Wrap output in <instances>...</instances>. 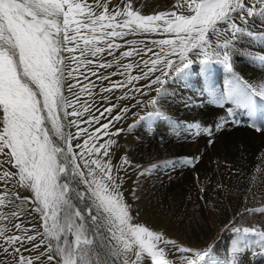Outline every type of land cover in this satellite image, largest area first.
Instances as JSON below:
<instances>
[{
  "label": "snow or ice",
  "instance_id": "obj_1",
  "mask_svg": "<svg viewBox=\"0 0 264 264\" xmlns=\"http://www.w3.org/2000/svg\"><path fill=\"white\" fill-rule=\"evenodd\" d=\"M137 4L138 0H0V222H5L0 227V264H170L166 249L184 254V264H219L213 244L184 246L132 222L130 206L120 192L122 177L113 174L109 150L116 143L112 137L123 131L117 122L141 103L156 106L167 94L170 74L184 78L198 60L209 66L218 60L231 73L229 43L243 31L240 22L264 7V0H174L172 10L147 15ZM138 33L172 38L146 40L143 47L125 39ZM209 33L214 34L211 40ZM122 48L127 50L117 56ZM104 54L114 58L107 60ZM134 56L140 62L120 63ZM134 65L139 71L133 75L128 70ZM114 66L116 71H99ZM114 76L125 78L113 80ZM92 77L108 84L94 91ZM117 90H123L118 97L122 103L117 105L113 98L98 104L95 112L81 99L87 93L105 101L103 93ZM229 91L236 93L234 99L242 101L248 115L264 112V91L256 86L234 79ZM152 115L163 113L156 108ZM48 124L62 144L50 137ZM66 125L76 130L66 133ZM252 127L264 135V122ZM103 137L108 138L101 143ZM121 159L129 165L126 157ZM257 171L264 178V168ZM17 186L33 196L22 197ZM32 213L38 214L42 231L32 224ZM253 213L264 215V206L246 207L244 218ZM235 231L259 236L264 248V231L254 225ZM241 254L238 248L236 255Z\"/></svg>",
  "mask_w": 264,
  "mask_h": 264
},
{
  "label": "rangeland",
  "instance_id": "obj_2",
  "mask_svg": "<svg viewBox=\"0 0 264 264\" xmlns=\"http://www.w3.org/2000/svg\"><path fill=\"white\" fill-rule=\"evenodd\" d=\"M112 2L115 4L116 0ZM252 2L254 0H249V3ZM173 3L174 0H138V4L134 6L138 7L141 14L147 15L172 10ZM263 11L264 7H258L246 21L250 20L252 23L254 17L255 20L261 18ZM242 27L243 31L237 33L229 43L231 73L218 60L210 66L198 60L191 66L190 74L186 77L176 78L170 74L165 85L167 94L160 98L156 106L141 103L123 120L117 122V127L123 131L119 136L112 137L116 143L109 150L113 174L122 177L118 183L124 201L130 206L132 222L143 224L184 246L202 248L213 244L219 264H264L261 238L235 231V228L253 225L264 231V215L253 213L244 218L246 207L264 206V178L257 171L258 168H264V135L254 131L252 127L253 124L259 126L264 122V112L258 110L251 116L248 115L240 106L242 101L234 99L236 93L229 91L234 79H241L255 86L248 79L250 74L246 76L234 68V65L238 67L243 64V57L259 70L260 74L254 73L253 78L262 80L256 87L260 91L264 90V52L248 53L240 45H236L240 40L248 41L247 48L251 41L257 47L264 45V32L254 33L251 27ZM168 38L172 37L169 34L138 33L125 39L135 40L136 47H143V41ZM209 38L213 39L214 34L209 33ZM215 39L219 43L224 42L222 38ZM150 46L154 51L160 50L155 45ZM124 50L127 49H120L116 55ZM212 51L211 48L208 49L210 54ZM237 54L242 58L235 57ZM104 58L112 60L114 57L104 54ZM203 58L201 53L199 59ZM133 61L138 63L140 58H122L120 63ZM99 71L113 72L116 67ZM138 71L134 65L128 73L134 75ZM124 78L112 77L113 80ZM91 80L96 82L94 91H99L102 85L108 84V81H96L95 77ZM121 91L123 90L103 93L102 95L108 98L105 101H101L99 95L93 97L87 93L82 95L81 99L89 103L91 110L95 112L98 104L110 103L113 98H116L117 105L122 103L118 99ZM153 93L149 92V95L154 96ZM141 100L144 98L141 97ZM156 108L163 113L162 116L152 115ZM87 115L86 113L85 118ZM61 122L66 124L63 118ZM103 122L105 121L102 119L101 123ZM47 126L53 141L62 144L51 125ZM75 130L74 126L69 129L67 125L63 129L66 133ZM107 138L103 137L100 142ZM79 139L82 143L83 135ZM76 143L77 140H73V145ZM121 157L127 158L128 166L123 165ZM63 179L61 177V180ZM17 188L22 197L33 196L30 190L19 186ZM33 206L26 205L28 208ZM37 217L38 214L32 213L31 222L40 227L41 222ZM27 223L26 215L25 224ZM4 224L5 222H0V227H4ZM40 230H43L42 227ZM68 240L71 242L73 237L70 235ZM238 248H242V254L239 256L236 255ZM183 255L168 252L166 249V258L170 264H184L180 258Z\"/></svg>",
  "mask_w": 264,
  "mask_h": 264
},
{
  "label": "bare ground",
  "instance_id": "obj_3",
  "mask_svg": "<svg viewBox=\"0 0 264 264\" xmlns=\"http://www.w3.org/2000/svg\"><path fill=\"white\" fill-rule=\"evenodd\" d=\"M254 20H253V22L251 23V21L249 20V21H246V23L245 22H243L242 23V25L243 26H249V27H251V29H252V31L254 32V33H260V32H264V11H263V13H262V17L261 18H256L257 20H255V17L253 18ZM261 21V22H260ZM248 43V41H238V43L236 44V45H240L241 47H242V49L243 50H245L246 52H248V53H252L253 51H255L257 54H258V52H264V45H260V46H258L257 47V45L255 44V43H253L252 41H251V44L249 45V47L247 48V44ZM240 48V47H239ZM241 49V50H242ZM251 55V54H250ZM239 57V58H242V56L240 55V54H237V55H235V57ZM243 64H240L238 67H237V65H234V68H235V70H237V71H239V73L240 72H242L243 74H245L246 76H248V74H250V76L248 77V79L249 80H251L252 81V84H254L255 86H258V83L260 82V81H262V80H260V79H256V78H253V75H254V73H256V74H258L259 73V70L256 68V67H254V66H252V64L249 62V61H247L246 60V58L245 57H243ZM204 67V66H203ZM257 70H258V72H257ZM250 72V73H249ZM260 74V73H259ZM239 75V74H238ZM242 75V74H241ZM244 75V76H245ZM263 76V75H262ZM246 78V77H245ZM249 83V82H248ZM262 83V82H261ZM155 87V86H154ZM263 90V89H262ZM264 91V90H263ZM153 93V92H152ZM154 94V93H153ZM151 95V94H150ZM149 95V96H150ZM155 95V94H154ZM145 104V103H144ZM143 104V105H144ZM150 104V103H149ZM145 106V105H144ZM150 106V105H149ZM148 107V106H147ZM146 107V108H147ZM150 108V107H149ZM170 108V107H169ZM139 109V108H138ZM137 109V110H138ZM140 109H141V107H140ZM142 110H143V107H142ZM142 110H141V112H142ZM146 110H148V109H146ZM144 111V110H143ZM150 112H151V110H149ZM135 112V111H134ZM137 112V111H136ZM143 113V112H142ZM223 118V117H222ZM240 131V130H239ZM231 133V132H230ZM233 135V134H232ZM142 139V138H141ZM237 142V141H236ZM221 160V159H220ZM221 165V164H220ZM214 169V168H213ZM221 175V174H220ZM225 178V177H224ZM227 180V179H226ZM225 190V189H224ZM258 192V191H257Z\"/></svg>",
  "mask_w": 264,
  "mask_h": 264
}]
</instances>
